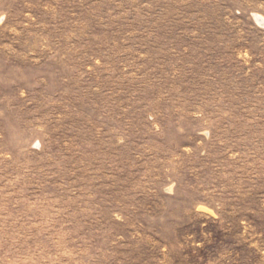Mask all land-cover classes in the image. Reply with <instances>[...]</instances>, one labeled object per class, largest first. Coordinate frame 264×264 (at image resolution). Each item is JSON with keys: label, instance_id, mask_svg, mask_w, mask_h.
Returning <instances> with one entry per match:
<instances>
[{"label": "rangeland", "instance_id": "rangeland-1", "mask_svg": "<svg viewBox=\"0 0 264 264\" xmlns=\"http://www.w3.org/2000/svg\"><path fill=\"white\" fill-rule=\"evenodd\" d=\"M0 264H264V0H0Z\"/></svg>", "mask_w": 264, "mask_h": 264}]
</instances>
